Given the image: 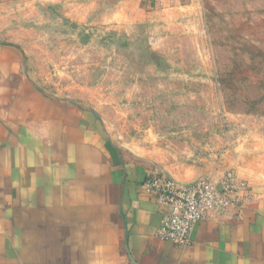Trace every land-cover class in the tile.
Masks as SVG:
<instances>
[{"label": "rangeland", "instance_id": "rangeland-1", "mask_svg": "<svg viewBox=\"0 0 264 264\" xmlns=\"http://www.w3.org/2000/svg\"><path fill=\"white\" fill-rule=\"evenodd\" d=\"M183 5L0 0V158L79 137L183 185L264 183V0Z\"/></svg>", "mask_w": 264, "mask_h": 264}, {"label": "crops", "instance_id": "crops-1", "mask_svg": "<svg viewBox=\"0 0 264 264\" xmlns=\"http://www.w3.org/2000/svg\"><path fill=\"white\" fill-rule=\"evenodd\" d=\"M138 1L153 11L195 0ZM41 150L28 164L0 158V264H264V183L228 172L249 188L243 203L210 214L182 247L158 237L167 210L144 189L142 160H110L79 137Z\"/></svg>", "mask_w": 264, "mask_h": 264}, {"label": "built area", "instance_id": "built-area-1", "mask_svg": "<svg viewBox=\"0 0 264 264\" xmlns=\"http://www.w3.org/2000/svg\"><path fill=\"white\" fill-rule=\"evenodd\" d=\"M143 187L167 210L158 237L182 247L191 244L198 224L210 214H224L240 206L244 193L249 190L232 173H227L219 182L209 179L185 185L154 175L145 180Z\"/></svg>", "mask_w": 264, "mask_h": 264}]
</instances>
